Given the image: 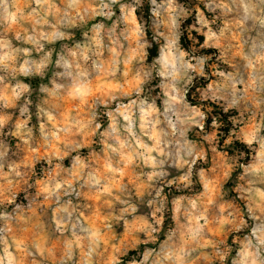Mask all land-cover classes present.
Wrapping results in <instances>:
<instances>
[{"label": "clouds", "instance_id": "9594fccd", "mask_svg": "<svg viewBox=\"0 0 264 264\" xmlns=\"http://www.w3.org/2000/svg\"><path fill=\"white\" fill-rule=\"evenodd\" d=\"M0 264H264V0H0Z\"/></svg>", "mask_w": 264, "mask_h": 264}]
</instances>
